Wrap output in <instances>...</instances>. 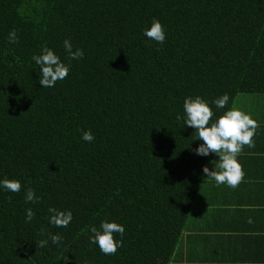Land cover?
Listing matches in <instances>:
<instances>
[{
	"label": "trees",
	"instance_id": "1",
	"mask_svg": "<svg viewBox=\"0 0 264 264\" xmlns=\"http://www.w3.org/2000/svg\"><path fill=\"white\" fill-rule=\"evenodd\" d=\"M153 19L162 44L143 34ZM65 40L83 57L69 59ZM42 46L69 68L54 87L39 84ZM260 94L264 0H0V180L21 184L0 187V264H168L212 156L193 151L203 142L184 99L208 104L210 126ZM50 207L71 223L51 225ZM105 220L125 229L114 255L88 239ZM48 234L61 242L39 247Z\"/></svg>",
	"mask_w": 264,
	"mask_h": 264
},
{
	"label": "crops",
	"instance_id": "2",
	"mask_svg": "<svg viewBox=\"0 0 264 264\" xmlns=\"http://www.w3.org/2000/svg\"><path fill=\"white\" fill-rule=\"evenodd\" d=\"M250 96L232 106L259 125L255 147L237 156L243 181L236 188L203 181L168 264H264V94Z\"/></svg>",
	"mask_w": 264,
	"mask_h": 264
},
{
	"label": "clouds",
	"instance_id": "3",
	"mask_svg": "<svg viewBox=\"0 0 264 264\" xmlns=\"http://www.w3.org/2000/svg\"><path fill=\"white\" fill-rule=\"evenodd\" d=\"M144 36L162 44L166 38L164 28L157 19H153L151 26L143 32ZM9 43L18 42V36L15 29L11 30L8 35ZM63 47L68 53L69 59H80L83 57V51L77 49L72 51L70 41L65 40ZM32 60L40 66L41 76L39 84L41 87H54L58 80H63L67 77L69 68L62 63L57 55L46 46H42L40 55H33ZM229 101L227 94L215 99L213 103L217 108H224ZM185 126L195 130L196 140H201V143L193 151L199 156H208L210 153L216 154L218 160L214 163L212 170L207 166H203L202 171L206 177L213 179L218 185L226 184L231 188H236L243 181L244 171L241 164L237 160V156L246 145L249 148L255 147L253 136L258 128L257 122L251 118L249 114H245L241 110L233 107L227 110L223 115L219 116L215 122L210 121L213 112L208 104L199 96L186 97L183 102ZM177 121L181 120V116L177 114ZM85 142H92L94 139L90 131H84L81 135ZM0 187L10 192H19L21 184L18 180L3 179L0 180ZM39 198L35 196L34 190L29 187L25 193V201L36 203ZM49 223L58 228H66L72 221V213L65 212L56 208L50 207ZM35 213L31 209L25 210V221L31 222ZM83 229L81 233H83ZM124 227L116 222L102 221L99 230L93 226L89 229L91 235L88 239L90 243L97 244L100 251L105 255H114L119 247L122 246V241L114 239V233L124 234ZM41 235H44V230L41 229ZM53 244H59L62 237L59 234H48L46 239H41L38 246L44 248L48 241ZM67 260V258H66Z\"/></svg>",
	"mask_w": 264,
	"mask_h": 264
}]
</instances>
